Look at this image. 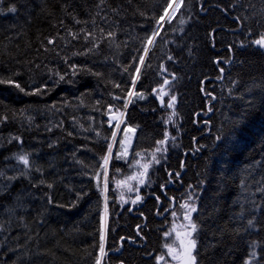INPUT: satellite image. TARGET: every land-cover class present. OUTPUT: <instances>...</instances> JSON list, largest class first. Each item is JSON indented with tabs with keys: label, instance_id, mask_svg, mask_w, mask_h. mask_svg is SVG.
<instances>
[{
	"label": "trees",
	"instance_id": "trees-1",
	"mask_svg": "<svg viewBox=\"0 0 264 264\" xmlns=\"http://www.w3.org/2000/svg\"><path fill=\"white\" fill-rule=\"evenodd\" d=\"M172 2L0 0V264H158L164 221L128 211L168 177L195 264H264V0Z\"/></svg>",
	"mask_w": 264,
	"mask_h": 264
},
{
	"label": "flooded vegetation",
	"instance_id": "flooded-vegetation-1",
	"mask_svg": "<svg viewBox=\"0 0 264 264\" xmlns=\"http://www.w3.org/2000/svg\"><path fill=\"white\" fill-rule=\"evenodd\" d=\"M181 176H178L180 179ZM161 187L160 192L147 196H142L141 201L147 199V205L150 202L156 203V218L160 221H164V238L162 243L163 259L157 260L158 264H168V250L170 248V242L174 241L176 232H179L180 221H188L186 212L190 210L191 205L187 200H183V184L172 180V184L169 188ZM150 200V201H149ZM140 201V202H141ZM146 202V201H145ZM143 202V203H145ZM142 203V204H143ZM161 213V217L159 216ZM132 243H137V240H132Z\"/></svg>",
	"mask_w": 264,
	"mask_h": 264
},
{
	"label": "rangeland",
	"instance_id": "rangeland-1",
	"mask_svg": "<svg viewBox=\"0 0 264 264\" xmlns=\"http://www.w3.org/2000/svg\"><path fill=\"white\" fill-rule=\"evenodd\" d=\"M177 4H180V0H178L176 5ZM176 5H173V7H171L170 9L171 12L168 15V18L172 17L174 13L177 12L178 9H176ZM168 18L166 17L165 19ZM110 115H123V113L112 111ZM117 128H119V125ZM120 135H122V141H121L119 156H121L122 158H128L130 155V150L133 145V141L136 136V130L130 127L124 128L117 136L115 135L116 141ZM196 211L193 212L191 211L190 208V210L186 212L188 221H180L179 231L181 233L176 232L174 236V241L170 242V248L172 249V252H169L168 250V264H186L185 248L189 246V240H194L193 238L195 231H192V224H193V217ZM182 242H183V246H182ZM195 248L192 251V254L194 256H195Z\"/></svg>",
	"mask_w": 264,
	"mask_h": 264
},
{
	"label": "bare ground",
	"instance_id": "bare-ground-1",
	"mask_svg": "<svg viewBox=\"0 0 264 264\" xmlns=\"http://www.w3.org/2000/svg\"><path fill=\"white\" fill-rule=\"evenodd\" d=\"M178 2V0H173V2H172V7H173V5H176V3ZM171 9V8H170ZM168 10V12H167V15H166V17L168 18V15L170 14V12H171V10ZM223 76H224V74H223ZM173 76H168V79H167V81L169 82V84L171 83V82H173L174 80L173 79H170V78H172ZM165 84V83H164ZM163 84V85H164ZM169 84H168V86H169ZM162 85V86H163ZM161 86V87H162ZM168 86L166 87V89L168 88ZM161 87L160 88H158V89H156L154 92H153V94H152V96L158 101V98H160V96H158L157 95V93L159 92V93H162L163 91H165V90H163V91H161L160 89H161ZM159 102V101H158ZM169 104H171V103H169ZM168 104V105H169ZM161 107H164L165 106V100L163 99V106L162 105H160ZM209 107V109H208V111H209V114H212V111L210 110V105H208ZM126 109H127V107H126ZM211 111V112H210ZM202 114H199V116H201ZM124 116V113H123V115H109L108 116V120L110 119V121L115 125H119V128H118V134H119V132L121 131V128H122V125H123V122H124V119H125V116ZM204 119H206L207 120V118L206 117H204ZM198 122V121H197ZM197 122H196V124H197ZM206 125V123H203V126H205ZM185 155H187V154H185ZM168 157H169V154H168V156H166V161H164L163 160V163H162V161L161 162H159V164L158 165H160V166H162L163 164H165V163H167V162H169V159H168ZM184 174V169H183V172H182V175ZM182 175H180V176H182ZM168 180H169V183L167 184V185H163V186H161V187H166V186H168L167 188H169L170 187V185L172 184V179H171V177H168ZM180 180V179H179ZM181 184H182V182H181ZM160 187V188H161ZM160 188H158L157 189V191H156V189H154L155 191H156V193L158 194L159 192H160ZM139 194H141L142 195V193H139ZM148 194H150V193H148ZM143 197L145 196V195H142ZM182 197H183V200H187L188 202H189V204L191 205V208L192 207H195L196 209H197V201L196 200H198V199H196V198H193L192 196H189L186 192H185V189H184V186H183V193H182ZM136 199L137 198H133V200H132V204H130L129 206H130V210L128 211L129 212V214L132 216V217H134V218H141L143 221H144V226L147 224V217L145 216V214H143L142 212H144V210H145V208H146V205H147V199L145 198V200H143V201H141V199H140V201H136ZM146 201V202H145ZM150 201V200H149ZM143 202H145V203H143ZM143 203V204H142ZM151 203V205H154L155 207H156V203L155 202H150ZM107 209V208H106ZM198 210V209H197ZM197 212V211H196ZM196 214V213H195ZM108 219H109V216H108V212H105V223H106V225L108 224ZM138 227V226H137ZM139 229H140V227L139 228H136L135 229V233H138V235H139ZM109 253H111V252H109ZM114 252H112V254H110V255H112V256H115V257H118L121 253H122V251L121 252H119L120 254H117V253H114ZM110 255H108V253H107V255L105 256V249H104V251L101 253V261H100V264H103V260H104V258L106 257V258H108ZM163 258V254L160 256H158V258L160 259V258ZM118 264H121V263H118Z\"/></svg>",
	"mask_w": 264,
	"mask_h": 264
},
{
	"label": "snow or ice",
	"instance_id": "snow-or-ice-1",
	"mask_svg": "<svg viewBox=\"0 0 264 264\" xmlns=\"http://www.w3.org/2000/svg\"><path fill=\"white\" fill-rule=\"evenodd\" d=\"M183 2V0H181V3ZM180 4H177L176 5V9H179L180 8ZM172 7V4L169 3L168 4V8H171ZM10 12L12 13H15L17 11V8L15 6L11 7L9 9ZM165 12H167V8L165 9ZM164 17H161L160 19H163ZM79 22V21H77ZM158 34V31L157 32H154L153 33V36L157 35ZM109 35H111V33H109ZM50 43L52 41H49ZM148 43H152L151 40L148 41ZM256 44L260 45L261 47H264V39H261V40H257L255 41ZM169 59H172L171 57H169ZM141 63H143V59H141L140 61ZM137 72H139V68H137L136 70ZM61 79H63V77H61ZM174 79V77H173ZM168 81L166 80L165 83H167ZM19 86V85H17ZM118 86V85H117ZM165 95L167 93H164ZM143 98V97H141ZM173 100L175 99V97L172 98ZM169 107H172L171 104L168 105ZM118 127V125H117ZM111 150V146H109V151ZM159 150V149H158ZM104 163L107 164L108 162V158L107 157H104ZM19 160L22 161L26 166L29 164V160H28V157L27 156H20L19 157ZM178 175V174H177ZM191 211H196V208L195 207H192L191 208ZM105 212H107V209H105ZM251 223V221L249 222ZM196 230V225L195 224H192V231H195ZM104 237H103V234L101 235V240L103 241ZM195 240H189V246L185 248V256H186V264H195V256L192 254V251L193 249L195 248ZM182 246H183V242H182ZM100 251L103 252L104 251V246H103V243L100 245ZM169 252H172V249L169 248ZM161 259H163L161 257ZM97 264H99V261H97Z\"/></svg>",
	"mask_w": 264,
	"mask_h": 264
},
{
	"label": "water",
	"instance_id": "water-1",
	"mask_svg": "<svg viewBox=\"0 0 264 264\" xmlns=\"http://www.w3.org/2000/svg\"><path fill=\"white\" fill-rule=\"evenodd\" d=\"M168 84H169V82H167V83H165L162 87H161V91H163V90H165L166 89V87L168 86ZM163 99H164V93L162 92L161 93V96H160V98H158V101H159V103H160V105H162L163 106ZM209 116L210 115H208L206 118H209ZM124 117V116H123ZM111 122V121H110ZM112 123V122H111ZM142 197H137V199H136V201H140V199H141ZM123 250V248H121V251ZM120 251V252H121ZM110 254H112V252L111 253H108V255H110ZM114 254V253H113ZM117 254H120L119 252L117 253Z\"/></svg>",
	"mask_w": 264,
	"mask_h": 264
}]
</instances>
